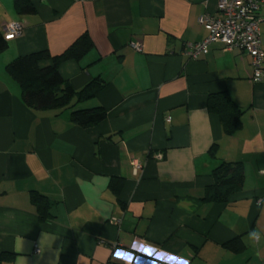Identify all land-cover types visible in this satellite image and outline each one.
Masks as SVG:
<instances>
[{
    "label": "crops",
    "instance_id": "crops-1",
    "mask_svg": "<svg viewBox=\"0 0 264 264\" xmlns=\"http://www.w3.org/2000/svg\"><path fill=\"white\" fill-rule=\"evenodd\" d=\"M29 1L35 12L20 15L0 0V30L23 26L0 52V264H264V74L250 81V56L221 43L182 53L206 37L198 18L218 15L217 1ZM259 18L264 49V10ZM83 33L92 47L58 71L76 90L103 84L74 107L106 110L86 128L69 109L26 107L6 71ZM220 92L242 110L232 135L207 109ZM221 162L242 164V187L226 204L204 201ZM33 192L51 202L45 220ZM236 238L240 249L224 245Z\"/></svg>",
    "mask_w": 264,
    "mask_h": 264
},
{
    "label": "trees",
    "instance_id": "trees-1",
    "mask_svg": "<svg viewBox=\"0 0 264 264\" xmlns=\"http://www.w3.org/2000/svg\"><path fill=\"white\" fill-rule=\"evenodd\" d=\"M14 10L20 14L35 12L29 0H13ZM7 47V40L0 30V52ZM92 47V40L87 33L81 34L62 53L51 55L47 50L17 56L6 65L7 73L20 88V97L26 107L33 111L45 109H69L70 120L86 128L98 124L106 118L104 108L74 109L76 104L92 99L102 87V82L92 79L76 90L68 80L61 77L58 66L68 59L79 60ZM42 61H47L41 65ZM207 109L219 119L222 131L232 135L240 127L242 110L231 100L226 92L209 94ZM214 146L209 150L214 155ZM211 183L206 186L202 200L226 204L239 192L244 180L243 166L240 162H221L210 174ZM32 201L36 205L41 220L50 216L51 202L43 195L33 192ZM231 250L242 246L237 238L224 244Z\"/></svg>",
    "mask_w": 264,
    "mask_h": 264
},
{
    "label": "built area",
    "instance_id": "built-area-1",
    "mask_svg": "<svg viewBox=\"0 0 264 264\" xmlns=\"http://www.w3.org/2000/svg\"><path fill=\"white\" fill-rule=\"evenodd\" d=\"M216 1L218 15L206 12L198 18L199 24L207 31L206 37L200 41L187 42L182 53L194 59L200 54H206L212 43H221L225 50L239 48L251 58L250 81L259 82L264 74V49L261 47L259 29V13L264 10V0ZM22 29L18 21L7 23L3 28V38L12 40L21 34ZM131 46L137 51L141 50L139 42ZM140 166V163L135 162V168ZM34 251H39L36 245Z\"/></svg>",
    "mask_w": 264,
    "mask_h": 264
},
{
    "label": "clouds",
    "instance_id": "clouds-1",
    "mask_svg": "<svg viewBox=\"0 0 264 264\" xmlns=\"http://www.w3.org/2000/svg\"><path fill=\"white\" fill-rule=\"evenodd\" d=\"M249 238L253 242H257L261 239V234L259 232L253 231L249 233Z\"/></svg>",
    "mask_w": 264,
    "mask_h": 264
}]
</instances>
